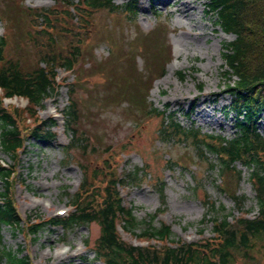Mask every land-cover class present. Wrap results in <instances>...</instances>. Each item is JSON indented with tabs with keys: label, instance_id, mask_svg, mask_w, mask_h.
<instances>
[{
	"label": "rangeland",
	"instance_id": "374dc122",
	"mask_svg": "<svg viewBox=\"0 0 264 264\" xmlns=\"http://www.w3.org/2000/svg\"><path fill=\"white\" fill-rule=\"evenodd\" d=\"M129 1L115 0V3L124 7ZM166 3V0H139L136 21L129 24L123 21L125 16L120 10L110 12L113 15L106 10L97 12L93 19L96 27L79 29L89 34L83 38L84 56L73 71L58 72L59 80H66L65 84L40 113L44 118L50 114L58 118V126L54 128L56 136L49 141L30 140L28 147L15 158L2 151L0 145V161L9 163L16 172L14 182H10L13 189L15 186L17 209L25 222L21 229L2 226L3 244L7 249L23 251L30 255L34 264H104L97 261L92 252L100 233L97 223L68 230L44 224L37 238L28 232L30 223L36 219L48 221L55 215L64 216L71 211L69 196L76 193L85 177L81 164L87 165L90 171L99 169L113 174V170H117L124 177L143 166V157L150 161V171L157 183H161L158 175L162 173L157 164L164 153L165 157L172 158L173 165L163 168L165 203H162L156 184L151 182L154 177L150 178L143 171L140 182L126 178L120 191L125 204L136 207L134 214L138 220L149 221L150 215L157 213L154 225L170 224L175 237L182 241H207L213 235L212 217L226 213L221 205L235 217L241 216L229 191L246 196L240 210H250L245 212L252 217L257 214L256 192L247 168L238 166L244 170L243 179L239 185L233 184L229 173H221L216 155L201 156L196 152L197 145L191 141L170 148L162 146L163 140L162 145L157 140V128L163 116L150 113L154 107L163 111L169 106L181 123L200 127L205 133L231 137L235 132V119L228 109L231 97L225 92L231 80L223 59V44L234 40V34H227L216 24V16L210 12L207 0L194 2L196 15L188 16L197 19L190 21L179 14L176 5ZM52 6L66 10L73 4L56 3L55 0H0V37L5 36L7 42L6 59H18L24 69L36 64V50L28 37V32L34 30L28 9L39 11L37 9ZM120 14L121 22L114 21ZM159 14L158 19L156 15ZM141 30H155L151 40L142 42L148 47V54L132 42L139 38ZM162 43L165 46L157 47ZM164 65L165 71L161 73ZM112 79H117L120 85L114 83L107 87ZM74 85L80 110L78 136L85 135L88 140L80 147L68 148L70 138L64 130L61 114L69 102V88ZM133 86L142 103L148 93L147 101L151 105L144 102L141 106L129 100L128 88ZM13 102L19 107L26 106L21 98ZM258 127L264 135L263 116ZM145 147L152 153L141 150ZM175 157H180L177 159L180 166L173 161ZM214 161L217 165L211 168ZM96 186L99 185L96 183ZM160 208L163 210L159 211ZM60 209L66 210L64 215L58 213ZM144 226L145 223L139 226L137 232ZM122 236L134 244L141 243L140 237L128 232ZM64 252H81L82 258H73ZM253 256L239 264H264V252L256 251Z\"/></svg>",
	"mask_w": 264,
	"mask_h": 264
},
{
	"label": "trees",
	"instance_id": "16d2710c",
	"mask_svg": "<svg viewBox=\"0 0 264 264\" xmlns=\"http://www.w3.org/2000/svg\"><path fill=\"white\" fill-rule=\"evenodd\" d=\"M56 1L73 4V9L60 10L54 6L45 13L36 14V19L40 16L44 18L41 24L45 27L28 32L36 50V64L33 67L24 69L18 59H6L7 42L4 38L0 39V140L2 149L13 157L26 149L27 141L42 140L52 135L55 120H41L35 108L59 93L61 84L57 80V70L74 69L83 56V38L88 36V32L79 29L93 28L97 12L106 10L112 14L110 12L121 8L114 0ZM137 2L131 0L125 6L130 18L131 14L137 13ZM207 5L216 16V24L225 32L235 35L234 40L224 45L226 51L223 54L229 72L236 76L227 89L232 99L230 111L235 119L234 136L228 138L221 134L201 133L194 125L187 128L174 112L167 113L156 108H151L149 112L163 116L159 137L167 142L190 139L197 145L200 155L205 157L203 147H206L217 156L221 173H229L233 184L239 185L243 179V170L238 168V164L245 166L256 192L259 214L254 218L233 217L230 220L233 213L221 205L226 213L212 217L215 232L212 242L204 245L177 242L170 226L163 223L156 227L150 222L142 229V236L154 237L162 245H128L117 233V220L124 219L130 230L142 221L135 218L132 209L127 210L123 206L117 191V183L121 179L114 175L109 177L99 169L90 171L87 165L81 164L85 177L81 189L71 199L74 211L68 217L52 219L50 224L71 229L97 222L100 234L94 250L107 264H239L253 258L256 251L264 252V136L258 130V121L264 115V0H207ZM140 32L139 38L132 42L139 44L136 46L143 47L145 54H148V47L144 43L152 39L155 30ZM159 46L165 45L157 44ZM165 66L161 73L165 71ZM147 84L149 91L151 80ZM135 88H128L129 100L144 106L147 97L143 103L139 101ZM69 92L67 126L73 138L75 136L72 144L78 145L84 138L76 135L80 110L75 85L71 86ZM14 94L29 98L31 108L22 110L13 105L5 106L4 98ZM25 114L33 118L32 123H28ZM210 165L214 167L215 163ZM12 174L11 169L0 163V183L4 184L0 187V264H32L28 254L7 249L3 244V225L17 229L23 226L10 182ZM137 178L138 173L131 176L132 180ZM99 179L101 183L96 186ZM229 194L236 207L242 209L246 196L231 191ZM42 227L40 222L32 224L30 234L38 236Z\"/></svg>",
	"mask_w": 264,
	"mask_h": 264
},
{
	"label": "bare ground",
	"instance_id": "6f19581e",
	"mask_svg": "<svg viewBox=\"0 0 264 264\" xmlns=\"http://www.w3.org/2000/svg\"><path fill=\"white\" fill-rule=\"evenodd\" d=\"M195 1L196 0H166L167 2L166 4L176 5L179 14H182L183 18H186L187 20L190 21L192 18L197 19L196 16H188L189 14H192L195 9V6H193ZM192 15H196V14L193 13ZM70 257L74 258L72 254L70 255Z\"/></svg>",
	"mask_w": 264,
	"mask_h": 264
}]
</instances>
